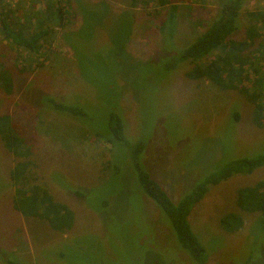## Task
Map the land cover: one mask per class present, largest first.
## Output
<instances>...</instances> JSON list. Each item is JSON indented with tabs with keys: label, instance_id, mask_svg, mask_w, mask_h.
Masks as SVG:
<instances>
[{
	"label": "rangeland",
	"instance_id": "rangeland-1",
	"mask_svg": "<svg viewBox=\"0 0 264 264\" xmlns=\"http://www.w3.org/2000/svg\"><path fill=\"white\" fill-rule=\"evenodd\" d=\"M165 2L2 3L11 28L27 35L41 21L49 31L36 54L0 32V69L8 68L13 81L9 94L0 87V115L11 117L30 148L35 183L66 204L75 220L70 231L60 233L15 209L10 172L22 159L0 139V264H197L140 188L134 148L145 143L140 162L178 203L222 163L264 153V124L254 126L253 105L239 92L189 80L186 63L165 68L177 48L207 29L218 0ZM170 6L177 8L175 33L165 37L160 28ZM250 12H264V0L245 3L233 40L244 38ZM257 28L261 35L250 50L264 53V27ZM256 60L259 74L251 69L244 84L250 91L253 79L264 81V59ZM50 101L89 111L93 127L54 110ZM110 102L123 116L126 144L94 135V128H109ZM263 179L264 167L236 175L210 187L192 209L189 222L208 254L207 264H264V231L253 229L259 215L236 206L237 190ZM232 212L241 214L244 224L228 233L219 220Z\"/></svg>",
	"mask_w": 264,
	"mask_h": 264
},
{
	"label": "trees",
	"instance_id": "trees-1",
	"mask_svg": "<svg viewBox=\"0 0 264 264\" xmlns=\"http://www.w3.org/2000/svg\"><path fill=\"white\" fill-rule=\"evenodd\" d=\"M165 1L159 0L161 5H165ZM247 1L218 0L217 13L207 29L183 48H177L174 51L175 56L167 60L165 68L171 70L179 63H186L187 66H191L185 74L189 80L208 81L221 90L239 92L253 105L252 122L254 126L261 128L264 124V103L260 99L264 81L260 76L253 79L250 88L255 89L252 91L244 84L250 81L251 69L254 74H259L257 64H255L258 55L260 60L264 59V53L258 52V49H254L255 52L250 50L261 35L257 25L260 23L264 27V12L248 13L250 24L245 30L244 38L232 39L239 29L240 16ZM2 3L3 0H0V32L4 38L9 39L18 48L34 54L38 53L41 41L48 35V28H45L43 22L38 20L39 25L42 26L27 35L22 30L11 28L10 24L5 21ZM176 9V6H170L168 16L160 28L165 37L173 36L175 33ZM57 14L60 15V9ZM0 87L7 94L13 89L12 76L6 67L0 69ZM50 103L54 110L70 115L88 128L93 127L89 111L72 104H59L51 101ZM109 104L110 108L107 112L109 113V128L107 131L100 130L99 132L94 128V135L102 142L109 140L113 143L126 144L130 138L125 133L123 116L120 110L116 109L115 104L111 102ZM0 139L14 157L22 159L16 162L10 172V178L16 190L15 209L23 217L37 218L47 222L50 229L55 232L70 231L75 220L74 212L66 204L56 202L46 189L35 183V177L31 175L34 164L29 159L30 148L14 128L8 114L0 115ZM144 147L145 143L140 141L132 153V166L140 188L167 217L181 248L197 264H207L208 254L194 234L189 222L192 209L203 200L210 187L217 186L236 175L252 174L255 170L264 167V153L252 158L244 157L222 163L218 169L198 182L190 193L178 203H174L167 192L150 177L140 162L139 156ZM114 167L116 175L119 172V166L115 163ZM236 206L239 212L257 213L258 220L253 229L258 228L264 231V179L251 186L239 188L236 194ZM219 224L224 231L235 233L242 229L244 220L241 214L232 212L224 214Z\"/></svg>",
	"mask_w": 264,
	"mask_h": 264
},
{
	"label": "built area",
	"instance_id": "built-area-1",
	"mask_svg": "<svg viewBox=\"0 0 264 264\" xmlns=\"http://www.w3.org/2000/svg\"><path fill=\"white\" fill-rule=\"evenodd\" d=\"M19 1H24V0H3V2H6L7 4H14V3H17Z\"/></svg>",
	"mask_w": 264,
	"mask_h": 264
},
{
	"label": "crops",
	"instance_id": "crops-1",
	"mask_svg": "<svg viewBox=\"0 0 264 264\" xmlns=\"http://www.w3.org/2000/svg\"><path fill=\"white\" fill-rule=\"evenodd\" d=\"M64 236V235H63ZM64 238V237H63Z\"/></svg>",
	"mask_w": 264,
	"mask_h": 264
}]
</instances>
